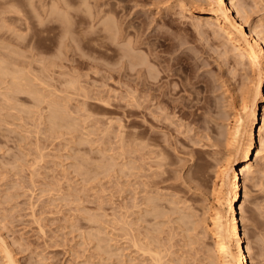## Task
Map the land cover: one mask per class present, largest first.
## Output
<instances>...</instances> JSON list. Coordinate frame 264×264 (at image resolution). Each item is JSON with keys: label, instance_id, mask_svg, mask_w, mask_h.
<instances>
[{"label": "rangeland", "instance_id": "obj_1", "mask_svg": "<svg viewBox=\"0 0 264 264\" xmlns=\"http://www.w3.org/2000/svg\"><path fill=\"white\" fill-rule=\"evenodd\" d=\"M209 2L0 0V66L7 71L0 73V264H8L4 246L18 264L217 262L213 188L230 151L227 125L251 104L262 71L247 69L245 58L215 30ZM235 2L264 36V0ZM135 32L155 42L160 65L174 63L159 84L166 81L163 88H173L174 98L189 96L186 108L194 114L144 110L141 74L129 76L125 56ZM150 48L143 43L139 50L155 58ZM223 48H229L225 55ZM13 66L24 73L17 79L23 85L11 84ZM14 85L30 89L17 93ZM68 119L78 126H63ZM247 175L242 220L252 261L264 264V152Z\"/></svg>", "mask_w": 264, "mask_h": 264}, {"label": "bare ground", "instance_id": "obj_2", "mask_svg": "<svg viewBox=\"0 0 264 264\" xmlns=\"http://www.w3.org/2000/svg\"><path fill=\"white\" fill-rule=\"evenodd\" d=\"M29 1H32V0H29ZM65 1V0H64ZM34 2V1H33ZM63 2V1H62ZM101 2V1H100ZM238 2V1H236ZM235 2V0H210L209 2V7L213 8L212 10V13H211V18L212 20L210 19L209 22H213L215 24V30H221L225 37H226V40L228 42H230V44L233 45V47H235V49H237L238 52H240V54L242 55L243 58H245L246 60V67L247 69L251 70L253 73H258V71L261 73L262 71V74L258 77V79L256 80V88L253 92V95H252V99H251V104L250 105H247V106H244L243 107V110L245 109V113H241L243 115H238L236 116V118L231 122L229 123L227 126V131H228V135L225 136L227 138V143H228V146H229V152H227V154H225L223 160H222V164H220L222 166L221 168V171H220V182L218 184V186L214 189V196H213V202H214V205H213V217H212V220H213V226H214V236H215V241H214V244L211 246L212 247V251H213V259H215L217 262V264H255L253 261H252V256H254L252 254V256L250 255V243L249 241L246 239V233H245V228H244V224L245 223L242 219H243V215H242V212H244V204L247 200V184H246V177L248 176L247 174L249 173V171L252 169V166H253V163L254 161L258 160V158H261V156H263V152H264V36L262 35V29L259 30L258 28L254 27V26H250L249 23H248V19L244 13V10L239 7V5ZM68 3V2H67ZM97 3H99L97 1ZM208 3V2H207ZM31 4H34V3H31ZM62 4V3H61ZM15 5V4H14ZM64 5V4H63ZM99 5V4H98ZM22 6V5H21ZM53 7L55 6H58V5H52ZM67 6V5H66ZM66 6H65V9H66ZM68 6H71L68 4ZM241 6V5H240ZM248 6V5H247ZM35 6L34 5V9H35ZM59 7V6H58ZM62 7V5H61ZM89 7V6H88ZM64 8V7H63ZM68 8V7H67ZM72 8V6H71ZM100 9H102L100 6H99ZM59 9V8H57ZM56 9V10H57ZM61 11H64L62 10V8H60ZM104 9V8H103ZM102 9V10H103ZM107 9V8H106ZM69 10V9H67ZM90 10V9H89ZM98 11L99 13L101 12H104V11ZM111 11V10H110ZM109 11V13L111 14V12ZM68 12V11H67ZM71 12V11H70ZM66 13V11H65ZM64 13V14H65ZM69 13V12H68ZM67 13V15H68ZM108 13V12H106ZM106 13H103L102 15L104 16V14ZM54 14V13H53ZM57 14V13H56ZM55 14V15H56ZM63 14V16H64ZM52 15V14H51ZM61 15V13H60ZM65 15V16H67ZM209 15V14H208ZM107 16V14H106ZM105 16V17H106ZM110 16V15H109ZM55 17V16H54ZM58 18H61L59 17V15L57 16ZM99 17V16H98ZM102 17V16H101ZM118 17V16H117ZM43 18V17H41ZM56 18V17H55ZM104 18V17H103ZM111 19L113 18L114 19V15L112 17V14H111ZM200 18V17H199ZM46 19V18H45ZM48 19V18H47ZM53 19V18H52ZM66 19V18H65ZM110 19V20H111ZM112 19V22H114V20ZM201 19V18H200ZM204 19V18H203ZM44 21V19H42ZM57 20V19H56ZM62 19H60L59 21H61ZM73 17H72V21L73 22ZM100 19H98L99 21ZM105 20V19H104ZM117 20V19H116ZM209 20V19H208ZM46 21V20H45ZM45 21H44V24H45ZM108 21V20H107ZM119 21V20H118ZM202 21V20H201ZM250 21V20H249ZM63 22H66L65 20ZM62 22V23H63ZM69 22V21H67ZM111 22V23H112ZM42 23V22H41ZM100 23V22H99ZM110 23V24H111ZM120 23V22H119ZM251 23V21H250ZM43 24V23H42ZM47 24V23H46ZM66 24V23H65ZM74 24V23H73ZM107 24V23H106ZM105 24V25H106ZM110 24H108L110 26ZM114 24V23H112ZM201 24V23H200ZM70 25V24H69ZM69 25L67 26L66 24V29L65 31H68V30H71L69 27ZM105 25H102V29L103 26L105 27ZM107 25V26H108ZM118 25V24H117ZM130 25V24H129ZM132 25V23H131ZM259 25V23H258ZM46 26V25H45ZM114 25H111V27L109 28L110 32H112L113 34H116L118 33V29H115L117 27H112ZM142 26V24H141ZM260 26V25H259ZM61 27L64 28V26L62 25ZM60 27V28H61ZM128 27V26H127ZM68 28V29H67ZM106 28V27H105ZM121 28V27H120ZM143 28V27H142ZM210 28V27H209ZM101 29V30H102ZM123 29V28H122ZM126 29V28H125ZM130 29V28H129ZM133 29V27H132ZM135 29V28H134ZM80 33V30L77 29ZM104 30H107V29H104ZM109 30H107L109 32ZM128 30V29H127ZM126 30V31H127ZM137 30V29H136ZM141 30V29H140ZM140 30L138 31L139 35H140ZM212 30V29H211ZM214 30V31H215ZM63 31V30H62ZM76 31V30H75ZM100 31V30H99ZM103 31V30H102ZM131 31V30H130ZM70 32V31H68ZM142 32V31H141ZM64 33V32H63ZM71 33V32H70ZM120 33V32H119ZM124 33V32H123ZM122 33V34H123ZM138 33H134L135 37H136V40L134 38V41L133 40H130L129 42V39H128V44L130 43V47L129 49H127L125 51V56L128 57V63H129V66H128V73L129 76H131V72L132 71H136L137 73H140L141 74V81L140 83L142 84L141 87H143L142 91H143V104L145 107L144 110L147 109V112H148V109L149 111L152 110V111H155L157 112V109H160L162 111H165L167 109H175V108H179V111H181L183 114H194V112L192 110H189L187 109L186 107L190 108L191 105H190V102L188 101L189 100V96L188 97H181V98H178L177 97H172L173 96V88H163L164 86L166 87V81L164 84H159L161 79L164 77V76H168L170 75L172 71H174L173 69V62H171L170 60H168V63L167 64H164V65H160L157 61V59L159 58L160 54L157 53V49H156V44L155 42H152L151 40H142L141 38H139L138 36ZM62 33H60L61 35ZM67 34V33H66ZM65 34V35H66ZM69 34V33H68ZM67 34V35H68ZM107 34V33H106ZM110 34V33H109ZM108 34V35H109ZM112 34V35H113ZM131 34V32H128V34H126L125 32V35H129ZM72 35V34H70ZM133 35V36H134ZM62 36V35H61ZM59 36V37H61ZM111 36V35H110ZM64 37V36H63ZM66 37V36H65ZM73 38V41L74 40V36L72 35L71 36ZM70 37V38H71ZM115 37V36H114ZM118 37V36H117ZM122 37V35H121ZM124 37V36H123ZM62 38V37H61ZM69 38V39H70ZM67 39V38H65ZM76 39V38H75ZM131 39V38H130ZM147 39V38H146ZM59 40V39H58ZM79 40V39H78ZM122 40V38H121ZM61 41V39H60ZM67 41V40H66ZM66 41L64 44H66ZM125 41V39H124ZM224 41V40H223ZM227 41H224V42H227ZM122 42V41H121ZM227 42V43H228ZM143 43H149L150 46H151V52L150 53H153V55H155V58H149L147 55H144L142 54L140 47H142V44ZM226 43V44H227ZM58 44H60L58 42ZM62 44V42H61ZM78 44H79V41H78ZM78 44L76 43L75 46H78ZM69 45V44H68ZM67 46V45H65ZM74 46V47H75ZM63 48V46H62ZM128 48V47H127ZM147 48V46H146ZM219 48V47H218ZM60 45H59V53L63 50L60 51ZM64 49V48H63ZM225 49V48H223ZM125 50V49H124ZM219 50V49H218ZM9 51V50H8ZM14 51V50H13ZM65 51H66V47H65ZM149 51V50H148ZM229 51V48H226L224 50V54L226 52ZM12 52V51H11ZM16 52V51H15ZM64 52V51H63ZM218 52V51H217ZM233 52V50H232ZM237 52V53H238ZM145 53V52H144ZM147 53V52H146ZM149 53V52H148ZM219 53V52H218ZM231 53V52H230ZM234 53V52H233ZM6 54H11V53H6ZM13 54H18V53H12ZM62 54V53H61ZM222 54V53H221ZM229 54V53H228ZM237 55V54H236ZM239 55V54H238ZM11 56V55H10ZM63 56V55H62ZM221 56V55H220ZM3 57V56H2ZM0 56V58H2ZM5 57H7L5 55ZM154 57V56H153ZM226 57H229V56H226ZM17 58V57H16ZM4 59V57L2 58V60ZM8 59H10V57H8ZM1 60V61H2ZM6 60V58H5ZM228 60V59H227ZM0 61V63H1ZM143 61V62H142ZM229 61V60H228ZM8 62V61H7ZM10 62V61H9ZM14 62V61H13ZM15 62H18L17 60H15ZM48 62V61H47ZM53 62V61H52ZM57 62V61H56ZM50 63V62H49ZM54 63V62H53ZM58 63V62H57ZM158 63V64H157ZM44 64V63H43ZM46 64V62H45ZM2 65V63H1ZM11 65V64H10ZM13 65V64H12ZM23 65V64H22ZM50 65V64H49ZM55 65H58V64H55ZM54 65V66H55ZM60 65V64H59ZM58 65V66H59ZM158 65V66H156ZM15 66V65H14ZM14 66L11 68V69H14ZM18 66V65H17ZM47 66V65H46ZM51 66V65H50ZM21 68V66H19ZM121 67V66H120ZM3 67L0 66V73L4 72V76H5V72L7 71H3L2 69ZM16 68L18 67H15V71L18 72L19 74V71L16 70ZM52 68V67H51ZM23 69V68H22ZM25 69V68H24ZM44 69V67L42 68ZM52 70V69H51ZM15 71H12L13 73V76H14V80L15 82H12V79L11 80V84L13 85V83L17 84V83H20L21 84V81H17V79L20 80L21 76L24 75V73L21 75L19 74V76L17 75V73H15ZM22 71V70H21ZM25 71V70H23ZM22 71V72H23ZM41 71V70H40ZM49 71V70H48ZM47 71V72H48ZM44 72V71H43ZM42 72V73H43ZM136 72L134 74H136ZM251 72V73H252ZM15 73V74H14ZM26 73V72H25ZM46 73V71H45ZM132 73V76H134ZM49 74V73H48ZM124 74V72L122 73ZM27 75V73H26ZM26 75L23 77L25 78ZM50 75V74H49ZM1 76V75H0ZM7 76V75H6ZM38 76V74H37ZM40 76V74H39ZM38 76V77H39ZM51 76V75H50ZM138 76V74H137ZM45 77H48L47 74L45 75ZM44 77V78H45ZM139 77V76H138ZM171 77V76H170ZM4 78V77H3ZM53 78V77H52ZM79 78V77H78ZM168 78V77H166ZM5 79V78H4ZM43 79V77L41 78ZM77 79V78H76ZM137 79V78H136ZM1 80V79H0ZM9 80V81H10ZM27 80V79H26ZM45 80V79H44ZM75 80V78H74ZM134 80V79H133ZM132 80V81H133ZM190 80V79H189ZM17 81V83H16ZM25 81V80H24ZM78 81V80H76ZM135 81V80H134ZM170 81V79H169ZM173 81V80H171ZM170 81V85L172 84ZM177 81V80H176ZM26 82V81H25ZM64 82V81H63ZM72 82L73 79H72ZM80 82V81H79ZM164 82V81H163ZM188 82V81H187ZM8 83V82H7ZM10 83V82H9ZM77 83V82H76ZM133 83V82H131ZM180 83V82H179ZM4 84V83H3ZM140 84V85H141ZM18 85V84H17ZM23 85V84H21ZM26 85V84H25ZM51 85V84H50ZM53 85V84H52ZM82 85V84H81ZM137 85V84H136ZM173 85V84H172ZM175 85V83H174ZM173 85V86H174ZM178 85V84H177ZM28 86V85H27ZM27 86H24V87H27ZM11 87V85H10ZM15 87V85H14ZM18 87V90L16 89ZM20 87V89H19ZM21 87L23 86H16L15 89L17 90V93H21L23 90L25 89H30V88H25L23 89L21 92ZM131 87V86H130ZM137 87V86H136ZM140 87V86H139ZM176 87V86H175ZM178 87V86H177ZM180 87V86H179ZM191 87V86H190ZM35 89H37L36 87H33ZM131 88H134V87H131ZM183 89H189L188 87V84H185V88L182 87ZM197 88V87H196ZM12 89H13V86H12ZM15 89L14 92H15ZM34 89V90H35ZM76 89V88H75ZM86 89V88H85ZM136 89V88H135ZM140 89V88H138ZM177 89V88H176ZM176 89H175V94H176ZM40 90V89H39ZM95 90V89H94ZM134 90V89H133ZM137 90V89H136ZM200 90V89H199ZM198 90V91H199ZM41 91V90H40ZM38 91V92H40ZM52 91V90H51ZM82 91V90H81ZM84 91V90H83ZM88 91V90H87ZM98 91V90H97ZM132 91V90H129V92ZM135 91V90H134ZM132 91L134 94L135 92L137 91ZM139 91V90H138ZM181 91V90H180ZM179 91V92H180ZM185 91V90H184ZM188 91V90H187ZM197 91V90H196ZM7 92V91H6ZM28 92V91H27ZM77 92H78V89H77ZM104 92V91H103ZM106 92V91H105ZM110 92V90H109ZM128 92V90H127ZM141 92V91H140ZM189 92V91H188ZM14 93L13 95V98L14 97ZM26 93V91H25ZM131 93V92H130ZM178 93V92H177ZM7 94V93H6ZM10 94H12L10 92ZM85 94L87 96V93H86V90H85ZM95 94V93H94ZM93 94V96H94ZM112 94V93H111ZM138 94V92H137ZM136 94V95H137ZM172 94V96H171ZM174 94V96H175ZM9 94H7L6 96L8 97ZM45 95V94H44ZM83 95V94H82ZM189 95V94H188ZM200 95V94H199ZM17 96V95H15ZM43 96V95H42ZM41 96V97H42ZM85 96V97H86ZM96 96V95H95ZM109 96V95H108ZM130 96V94H129ZM133 96V94H132ZM132 96L130 98H132ZM184 96V95H183ZM10 97V96H9ZM36 97V96H35ZM84 97V96H83ZM101 97V100H102V96ZM134 97V96H133ZM191 97V96H190ZM196 97V96H195ZM38 98V96H37ZM92 98V96H91ZM125 98V97H124ZM129 98V97H128ZM135 98V97H134ZM177 98V99H176ZM9 99V98H8ZM7 99V101H8ZM11 99V98H10ZM96 99V98H95ZM104 99V98H103ZM127 99V98H126ZM139 99H142V98H139ZM40 100V99H39ZM52 100V99H51ZM85 100V99H84ZM136 100V99H135ZM154 100H157L156 103H153ZM109 101V100H108ZM133 101V100H132ZM138 101V100H137ZM141 101V100H140ZM60 102V101H58ZM106 102V100L104 101ZM131 103V102H130ZM136 103V102H135ZM139 103V102H138ZM54 104V103H53ZM51 104V105H53ZM129 104V103H128ZM134 104V103H133ZM141 104V103H140ZM194 104V103H193ZM131 105V104H130ZM135 105V104H134ZM50 106V105H49ZM56 107H58L60 109V107L57 105V103L55 104ZM196 106V105H195ZM130 107V106H129ZM155 107V108H153ZM193 107V106H192ZM51 108H55V107H51ZM142 108V107H141ZM65 109V108H64ZM168 110V111H169ZM52 111V110H51ZM56 111V110H55ZM67 112V110H65V113ZM141 112V111H140ZM170 112V111H169ZM244 112V111H243ZM51 113V112H50ZM57 112H55L56 114ZM60 113V112H59ZM59 113H57L59 115ZM132 113V111H131ZM144 113L146 114V111H144ZM54 113L52 112V115ZM68 114V113H67ZM151 114V112H150ZM149 114V116H150ZM169 114V113H168ZM172 114V112H171ZM51 115V114H50ZM57 115V116H58ZM65 115V114H64ZM155 115V114H154ZM176 115V114H175ZM57 116H55L57 118ZM61 115H59L60 117ZM69 116V115H68ZM67 116V118H68ZM177 116V115H176ZM54 116L51 117V119L53 118ZM145 117V116H144ZM172 117V116H171ZM61 118V117H60ZM59 118V119H60ZM66 118V117H65ZM66 118V119H67ZM166 118V117H165ZM55 119V118H54ZM58 119V120H59ZM64 118H61L60 121H62ZM146 119V118H145ZM57 120V119H55ZM54 120V122H55ZM56 121V122H59V121ZM65 120V119H64ZM51 121V120H50ZM67 121L69 122H66L65 124L63 123V126L68 123H70V119H68ZM73 121V119H72ZM171 121V120H170ZM53 122V121H51ZM55 122V124H56ZM77 122V121H76ZM173 123V122H172ZM54 124V125H55ZM60 122L58 123L57 126H62V125H59ZM62 124V123H61ZM67 124V128H71L70 126L72 125V128L73 127V124L71 123L70 125ZM51 125V124H50ZM53 123H52V126H54ZM75 126H78L77 124H74ZM188 125V124H187ZM125 125H123L124 127ZM189 126V125H188ZM122 127V128H123ZM131 127V125H130ZM121 128V127H120ZM121 128V129H122ZM77 129V128H76ZM119 129V128H118ZM179 129V128H178ZM135 134V133H134ZM144 134V133H143ZM227 134V132H226ZM131 135V134H130ZM129 135V137H130ZM141 136V135H140ZM139 136V137H140ZM147 136V135H146ZM148 137V136H147ZM82 138V137H81ZM131 138V137H130ZM142 138V137H140ZM150 138V137H149ZM137 139V138H136ZM144 139V138H143ZM224 139V138H223ZM81 140V139H80ZM130 140V139H129ZM86 141V139H85ZM145 141V140H144ZM160 141V140H159ZM226 141V140H224ZM83 142V141H82ZM133 142V141H132ZM135 142V141H134ZM142 142V141H141ZM163 142V141H161ZM220 142V141H219ZM226 143V144H227ZM138 144V143H137ZM215 144V143H214ZM222 144V143H221ZM220 144V145H221ZM225 144V143H224ZM131 145V144H130ZM133 145V144H132ZM135 145V144H134ZM140 145V144H139ZM129 146V145H128ZM136 146V145H135ZM163 147V146H162ZM161 147V148H162ZM226 147V146H225ZM132 148V146H131ZM147 148V147H146ZM129 149V147L127 148ZM158 150V149H157ZM164 150V149H163ZM146 151V150H145ZM161 151V150H160ZM223 151V150H222ZM129 152V151H127ZM125 154V153H124ZM159 154V153H158ZM132 155V154H131ZM147 155V153H146ZM161 155V154H160ZM158 155V156H160ZM220 155V154H219ZM223 155V154H222ZM165 157V156H164ZM86 159V158H85ZM221 159V158H220ZM82 160V159H81ZM87 161V160H85ZM260 161V160H259ZM79 162H82V161H79ZM257 163V162H256ZM81 164V163H80ZM113 164V163H112ZM260 164V163H259ZM259 164H257V166H259ZM110 166V165H109ZM113 166V165H112ZM127 166V164H126ZM77 167V166H76ZM220 167V166H219ZM108 168V167H107ZM111 168V167H109ZM109 168L107 170H109ZM80 169V168H79ZM81 170V169H80ZM84 170V169H83ZM85 171V170H84ZM196 178V176H195ZM218 178V177H217ZM248 178V177H247ZM213 192V191H212ZM153 204V203H152ZM156 205V204H155ZM157 208V207H156ZM182 213V212H181ZM192 217V216H191ZM246 217V216H245ZM244 217V218H245ZM184 220V219H183ZM189 222H191L190 220H187ZM243 224V225H242ZM212 226V227H213ZM4 243H2L3 245ZM141 244V243H140ZM143 244V243H142ZM143 246V245H142ZM206 246V245H205ZM252 246V245H251ZM208 247V246H207ZM148 248V247H147ZM158 249V248H157ZM2 250H4V253H5V256L8 260V264H18V261L16 260V257H14V254L12 253V250H10V248L7 246H4V248H2ZM149 250V248H148ZM159 250V249H158ZM207 250H210V249H207ZM251 250V249H250ZM151 251V250H149ZM152 252V251H151ZM158 252V251H157ZM156 252V253H157ZM206 252V251H205ZM164 253V252H162ZM171 253V252H170ZM153 254V253H152ZM151 254V255H152ZM155 254V253H154ZM158 254V253H157ZM156 254V255H157ZM160 255V254H159ZM166 255V254H164ZM169 255V254H168ZM154 258V256H152ZM157 257V256H156ZM160 257V256H159ZM158 258V257H157ZM164 259V257H163ZM160 260V259H158ZM211 260V259H210ZM209 260V261H210ZM255 260V259H254ZM208 261V262H209ZM214 262V261H213ZM159 263V261H158ZM161 263V261H160ZM212 263V262H211ZM215 263V264H216Z\"/></svg>", "mask_w": 264, "mask_h": 264}]
</instances>
